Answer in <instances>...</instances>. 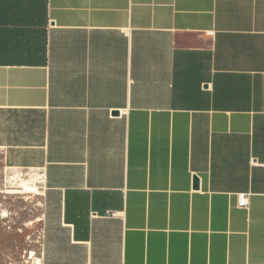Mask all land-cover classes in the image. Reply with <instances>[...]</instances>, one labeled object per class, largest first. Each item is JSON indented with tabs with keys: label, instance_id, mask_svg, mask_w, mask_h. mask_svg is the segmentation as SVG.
Returning <instances> with one entry per match:
<instances>
[{
	"label": "crops",
	"instance_id": "obj_1",
	"mask_svg": "<svg viewBox=\"0 0 264 264\" xmlns=\"http://www.w3.org/2000/svg\"><path fill=\"white\" fill-rule=\"evenodd\" d=\"M2 175L41 264H264V0H0Z\"/></svg>",
	"mask_w": 264,
	"mask_h": 264
},
{
	"label": "rangeland",
	"instance_id": "obj_2",
	"mask_svg": "<svg viewBox=\"0 0 264 264\" xmlns=\"http://www.w3.org/2000/svg\"><path fill=\"white\" fill-rule=\"evenodd\" d=\"M5 178V175L0 176V183L4 184L6 182ZM8 179L9 181L12 180ZM25 179L28 183L31 182L30 188L35 187L36 189L27 191V188H25L23 191H19L21 187L17 183L13 185L15 182L13 180L7 188L11 191L0 193V222L4 229L12 233L14 239V241L6 242L8 247L13 249V255L4 258L7 264H36V259L39 258L38 253L41 243L39 220L42 213L40 203L42 189L39 187L37 179L31 177ZM31 251L35 252V256L32 252V257H30Z\"/></svg>",
	"mask_w": 264,
	"mask_h": 264
},
{
	"label": "built area",
	"instance_id": "obj_3",
	"mask_svg": "<svg viewBox=\"0 0 264 264\" xmlns=\"http://www.w3.org/2000/svg\"><path fill=\"white\" fill-rule=\"evenodd\" d=\"M249 204V194L240 193L238 196V205L240 207H246Z\"/></svg>",
	"mask_w": 264,
	"mask_h": 264
},
{
	"label": "bare ground",
	"instance_id": "obj_4",
	"mask_svg": "<svg viewBox=\"0 0 264 264\" xmlns=\"http://www.w3.org/2000/svg\"><path fill=\"white\" fill-rule=\"evenodd\" d=\"M35 186H36V185H35ZM36 187H37V186H36ZM25 188H26V187H25ZM34 189H36V188H35V187H34V188H30V187H29V188H27V191H28V190H34ZM23 190H24V189H23ZM4 215H6V213H4ZM3 217H4V216H3ZM35 263H36V264H41L40 259L37 258Z\"/></svg>",
	"mask_w": 264,
	"mask_h": 264
},
{
	"label": "water",
	"instance_id": "obj_5",
	"mask_svg": "<svg viewBox=\"0 0 264 264\" xmlns=\"http://www.w3.org/2000/svg\"><path fill=\"white\" fill-rule=\"evenodd\" d=\"M115 113H118V112H115Z\"/></svg>",
	"mask_w": 264,
	"mask_h": 264
}]
</instances>
